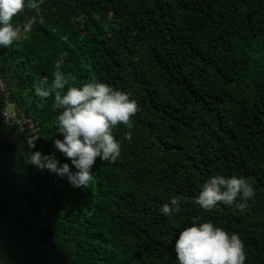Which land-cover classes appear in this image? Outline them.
Instances as JSON below:
<instances>
[{"label":"trees","instance_id":"trees-1","mask_svg":"<svg viewBox=\"0 0 264 264\" xmlns=\"http://www.w3.org/2000/svg\"><path fill=\"white\" fill-rule=\"evenodd\" d=\"M34 14L25 9L13 23ZM61 53L73 83L95 76L138 105L133 128L114 130L118 159L97 157L82 188L26 160L30 150L52 152L61 135L53 96L32 88L51 80ZM8 102L39 128L32 149L22 141L16 171L68 264H176L175 241L192 215L238 232L245 264H264V0H43L31 31L0 47V110ZM216 173L254 181L243 212L187 202L171 217L158 211Z\"/></svg>","mask_w":264,"mask_h":264},{"label":"clouds","instance_id":"clouds-1","mask_svg":"<svg viewBox=\"0 0 264 264\" xmlns=\"http://www.w3.org/2000/svg\"><path fill=\"white\" fill-rule=\"evenodd\" d=\"M43 0H0V47L19 41L31 31L37 22ZM32 10L22 23L14 24L13 18ZM39 22H43L42 18ZM61 53L54 61L52 78L47 76L33 82L34 94L41 99L53 96L51 109L59 110L55 116L56 133L53 151L42 153L30 150L26 154L28 164L39 170H47L55 176L66 178L72 187H83L92 180V166L97 157L108 163L115 162L121 153V141L114 130L118 125L133 128L131 117L137 112L135 99L126 91L93 76L76 84L75 77L61 69L64 63ZM2 111V110H1ZM124 139H131L125 131ZM28 142V148L34 147ZM60 152L69 162H61L55 155ZM255 197L254 181L243 175L216 173L210 175L195 196L183 193L172 195L162 203L158 211L167 217L182 211L186 202L208 211L221 204L243 212ZM189 223L179 232L175 241L176 264H245L246 249L243 239L231 231L201 215H192ZM0 264H5L8 253L0 249Z\"/></svg>","mask_w":264,"mask_h":264},{"label":"water","instance_id":"water-1","mask_svg":"<svg viewBox=\"0 0 264 264\" xmlns=\"http://www.w3.org/2000/svg\"><path fill=\"white\" fill-rule=\"evenodd\" d=\"M19 134L9 130L0 110V249L8 253L5 264H68L27 175L16 171V155L25 141Z\"/></svg>","mask_w":264,"mask_h":264},{"label":"built area","instance_id":"built-area-1","mask_svg":"<svg viewBox=\"0 0 264 264\" xmlns=\"http://www.w3.org/2000/svg\"><path fill=\"white\" fill-rule=\"evenodd\" d=\"M4 122L8 126H16L25 142L31 141L35 143L39 133L37 128L28 117V115L20 110H17L13 103L8 102L2 110ZM35 145V144H34Z\"/></svg>","mask_w":264,"mask_h":264}]
</instances>
